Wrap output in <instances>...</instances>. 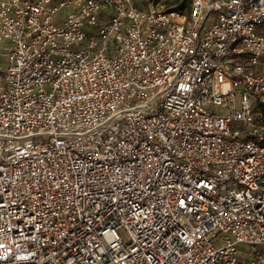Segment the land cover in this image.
Instances as JSON below:
<instances>
[{
	"label": "built area",
	"instance_id": "1",
	"mask_svg": "<svg viewBox=\"0 0 264 264\" xmlns=\"http://www.w3.org/2000/svg\"><path fill=\"white\" fill-rule=\"evenodd\" d=\"M166 1L0 0V264H264V0Z\"/></svg>",
	"mask_w": 264,
	"mask_h": 264
},
{
	"label": "rangeland",
	"instance_id": "2",
	"mask_svg": "<svg viewBox=\"0 0 264 264\" xmlns=\"http://www.w3.org/2000/svg\"><path fill=\"white\" fill-rule=\"evenodd\" d=\"M181 2H182V0L178 4H174V5H180ZM166 5L169 6V4H166ZM263 29H264V27H263ZM209 111L210 112H221V109L209 108ZM221 236H223V233L220 230H217L214 232V236H211L210 238H211L212 242L218 246V245H220L219 242H220ZM238 250L240 252V255L238 257L239 259L241 258L240 260H242L245 263H249L252 260L253 256H251V253H252V246L251 245L239 244Z\"/></svg>",
	"mask_w": 264,
	"mask_h": 264
},
{
	"label": "trees",
	"instance_id": "3",
	"mask_svg": "<svg viewBox=\"0 0 264 264\" xmlns=\"http://www.w3.org/2000/svg\"><path fill=\"white\" fill-rule=\"evenodd\" d=\"M181 0H167V4L169 5H174V4H178ZM263 108V113H264V106L262 107Z\"/></svg>",
	"mask_w": 264,
	"mask_h": 264
}]
</instances>
